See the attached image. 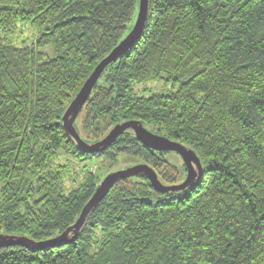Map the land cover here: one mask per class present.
<instances>
[{
  "label": "trees",
  "instance_id": "trees-1",
  "mask_svg": "<svg viewBox=\"0 0 264 264\" xmlns=\"http://www.w3.org/2000/svg\"><path fill=\"white\" fill-rule=\"evenodd\" d=\"M137 8L138 0H0V233L39 241L71 225L100 182L78 166L91 156L129 154L165 183L177 179L164 151L130 131L89 154L61 123ZM24 23L33 42L16 45L8 35ZM163 75L169 92H134ZM99 80L82 108L91 141L138 119L194 149L200 178L168 193L143 175L119 179L73 241L2 246L0 264H264V0H149L141 35Z\"/></svg>",
  "mask_w": 264,
  "mask_h": 264
},
{
  "label": "water",
  "instance_id": "water-1",
  "mask_svg": "<svg viewBox=\"0 0 264 264\" xmlns=\"http://www.w3.org/2000/svg\"><path fill=\"white\" fill-rule=\"evenodd\" d=\"M148 4L149 0H138L137 13L133 25L126 35L94 66L66 105L61 115V123L65 131L73 139L75 145L82 152L89 154L104 151L118 136L130 131L142 144L152 150L177 153L186 168L184 179L179 183L162 182L155 169L147 162L137 163L111 171L100 180L89 199L81 208L75 221L63 231L53 237L39 241L32 240L23 235L0 233V247L20 244L34 249H43L73 241L86 221L89 212L106 196L112 185L119 179L143 175L156 191L168 193L185 190L200 178L203 172V166L194 149L176 139H171L165 135L149 130L138 119H128L116 123L101 138L91 142L84 140L75 127V120L103 71L109 64L114 63L128 50L141 35L147 19Z\"/></svg>",
  "mask_w": 264,
  "mask_h": 264
},
{
  "label": "rangeland",
  "instance_id": "rangeland-1",
  "mask_svg": "<svg viewBox=\"0 0 264 264\" xmlns=\"http://www.w3.org/2000/svg\"><path fill=\"white\" fill-rule=\"evenodd\" d=\"M11 42L16 45L27 44L31 45L33 42L34 36V29L29 24H18L12 32L8 35ZM44 56H52V48L51 46H46L41 49ZM102 79L99 80L98 84L102 83ZM172 90V86L170 82H167L164 78V75L161 79L147 81L145 83L135 84L134 92L138 95H150L151 93H167ZM84 110L80 112L76 119V126L84 139L89 140L91 142L92 138L83 130L81 126V122L83 119ZM150 129H153L150 126H147ZM163 159L169 162V165L174 167V173L177 174V179H175L172 183H179L181 182L185 175H186V168L183 165V162L180 156L172 151H164L162 153ZM143 160L139 157L132 156L125 153L117 154L116 156H108V155H101V156H91L87 159L84 163H78V166L84 168L85 171H90L93 173L95 177H97L98 181L101 180L107 173L111 171H115L118 169H122L137 163H142ZM151 165V164H150ZM155 171L158 173V176L162 182H165L161 175L158 168L151 165ZM172 171V170H171ZM134 179V178H133Z\"/></svg>",
  "mask_w": 264,
  "mask_h": 264
}]
</instances>
